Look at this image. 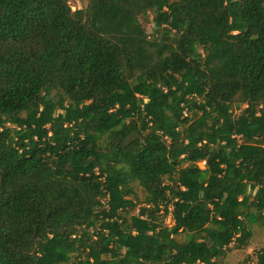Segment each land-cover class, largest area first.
<instances>
[{"label": "trees", "instance_id": "obj_1", "mask_svg": "<svg viewBox=\"0 0 264 264\" xmlns=\"http://www.w3.org/2000/svg\"><path fill=\"white\" fill-rule=\"evenodd\" d=\"M252 224L264 0H0V264H223Z\"/></svg>", "mask_w": 264, "mask_h": 264}, {"label": "rangeland", "instance_id": "obj_2", "mask_svg": "<svg viewBox=\"0 0 264 264\" xmlns=\"http://www.w3.org/2000/svg\"><path fill=\"white\" fill-rule=\"evenodd\" d=\"M73 9L80 7L87 3L88 0H69ZM143 25L149 30L152 31L153 28V15L146 14L142 18ZM201 49V47H199ZM216 146L212 148L211 153L208 159H211L215 155ZM201 167H205V161L199 163ZM137 193L141 196L142 190L139 187H135ZM161 219V218H160ZM167 223H170V218H168ZM252 230V235L249 238L247 245H240L238 248H234L230 251L223 250L220 252L221 259H223V264H243L247 258H251L255 255L257 251L261 248H264V228L256 224L250 226ZM209 229L204 228L202 233H208Z\"/></svg>", "mask_w": 264, "mask_h": 264}]
</instances>
